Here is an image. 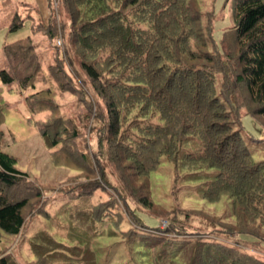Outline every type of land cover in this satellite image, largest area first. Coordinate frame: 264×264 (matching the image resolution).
<instances>
[{"label": "trees", "instance_id": "1", "mask_svg": "<svg viewBox=\"0 0 264 264\" xmlns=\"http://www.w3.org/2000/svg\"><path fill=\"white\" fill-rule=\"evenodd\" d=\"M47 1L52 13L46 22L33 20L31 28L55 39L67 19L65 58L56 54L45 75L30 34L5 40L0 80L8 89L32 88L24 94L31 113L26 122L37 128L51 161L70 166L79 155L75 168L101 179L86 188L44 193L45 185L3 149L0 103V264H264L216 238L238 232L264 242V156L254 157L262 151V137L246 133L239 116L244 107L264 117V0H230L232 22L218 41L215 13L200 0H57V18ZM24 20L13 12L7 29ZM70 53L94 99L86 101L99 131L95 165L77 145L79 127L57 101L74 79L66 69L74 66ZM43 110V119H33ZM164 160L176 199L170 205L151 191L152 174ZM101 181L112 185L111 197L100 195ZM179 196H226L230 209L210 214L180 205ZM139 208H157L165 226L138 221ZM39 218L41 224L29 231ZM24 242L30 261L20 257Z\"/></svg>", "mask_w": 264, "mask_h": 264}, {"label": "rangeland", "instance_id": "2", "mask_svg": "<svg viewBox=\"0 0 264 264\" xmlns=\"http://www.w3.org/2000/svg\"><path fill=\"white\" fill-rule=\"evenodd\" d=\"M43 1L44 4L39 3L38 0H0V67L3 66L5 62L2 51L3 41L13 40L27 34H30L34 42L37 43V48L42 55V65L45 75H48L47 66L53 61L56 54L59 53L61 57L65 58L66 50L69 49V46L67 45V28L70 24L67 22V19H65L64 34H59L55 39L47 38L41 30L33 31L31 28V22L33 20H42L46 22L49 13H52L53 9L49 5V2L47 0ZM52 3L54 6V14L57 18L58 14L56 13V9L58 7V2L57 0H52ZM200 3L203 9H212L215 13L213 20V36L218 41L222 30L228 27L232 22L230 17V0H200ZM30 4L35 5L36 9L29 8L31 6ZM13 12H18L19 16L25 17V20L23 25L18 29L8 30V22L10 21L11 14ZM30 14L33 17H30ZM65 18L67 17L65 16ZM58 38H61L60 43H57ZM69 55L74 66L73 69H71L70 66L66 64V69L70 71L74 79L70 82L72 84L68 86L69 90L63 92V95H57V101L58 104L61 105L63 114L73 118L77 125L76 127H79L80 136L76 141L77 145L78 147L83 145L81 148H85L89 151L91 156V165H95L94 157L97 156V153H99V131L96 119H94V111L89 110L88 101H86V99H90L92 101L94 99L92 91H90V88L88 87V80L79 66L78 59L72 53ZM218 78L219 77H217L216 82L217 89H219ZM40 86L41 84L38 83L37 88ZM84 89H87L90 96L88 93L87 95H84ZM31 90L32 88H26L23 89V92H20L16 88L8 89L7 85L0 80V103L4 105V122L2 127L5 130V136L2 142L3 149L18 157L16 162L17 167L27 171L31 176H34L37 179V182L45 185L43 189L44 193L55 195L62 193V191L67 192L68 190L76 188L90 187L91 184L94 185V179L101 178L99 175L96 176L91 174L86 169L84 171H80L75 168L74 163H76L77 160L82 161L79 158V155H74V158L77 160L71 164L69 163L70 166H66L64 164L56 165L53 161H51L49 150L44 145L37 128L34 124L26 122V117L31 115V113L26 107L24 94L30 92ZM59 91L60 90L57 88V92ZM47 113L48 110H43L33 113L34 115L32 117L33 119H43ZM239 116L246 133L253 135L254 137H262L259 141H257V144L260 145L259 147H261L262 151L257 154V151L255 150V159L259 156H264V117H253L251 114L246 113L244 107L239 108ZM84 163L86 165L88 164L87 161ZM88 166L89 164L87 167ZM107 167L108 168L106 170L109 173V177L112 183L115 184V171L111 165ZM170 175V168L165 164L164 160L161 162L160 170L154 172L151 178L152 196L157 201L163 202L167 205L176 202L175 197L169 192V184L171 180ZM89 181L91 183H89ZM101 182V186L104 189L100 190L102 191L100 192V195L102 197H108L110 193L113 192V187L106 181ZM177 202L182 206L202 208L210 214L215 213L217 215H224L230 209V202L226 196H223L217 201H208L201 196H179V200H177ZM114 208H110L113 209L111 213L116 210ZM133 210L135 211V209H131L132 212H134ZM108 213H110V211H108ZM157 213V208L152 210L139 208L136 210L135 215L137 216L138 221H147L152 225L164 227L166 221L164 217L157 216ZM29 216L30 213L28 212L27 218H29ZM135 218L136 217L131 216L132 221H134ZM232 220L233 217L231 218L227 216V221L232 222ZM42 221V218L31 220L29 231L36 229ZM242 237L243 236H240L238 232H233L231 236H225L223 234L217 235L216 238L224 243L233 244L238 249L244 250L264 260V242L253 241L256 239H245ZM21 238L23 237L20 236L18 240ZM18 242L16 243V246ZM20 248V257L23 258V260L25 259L26 261H30L33 259V255L30 252L27 242H24Z\"/></svg>", "mask_w": 264, "mask_h": 264}, {"label": "built area", "instance_id": "3", "mask_svg": "<svg viewBox=\"0 0 264 264\" xmlns=\"http://www.w3.org/2000/svg\"><path fill=\"white\" fill-rule=\"evenodd\" d=\"M60 42H61V38H58V39H57V43H60Z\"/></svg>", "mask_w": 264, "mask_h": 264}, {"label": "crops", "instance_id": "4", "mask_svg": "<svg viewBox=\"0 0 264 264\" xmlns=\"http://www.w3.org/2000/svg\"><path fill=\"white\" fill-rule=\"evenodd\" d=\"M38 1H39V3L44 4V1L43 0H38Z\"/></svg>", "mask_w": 264, "mask_h": 264}]
</instances>
